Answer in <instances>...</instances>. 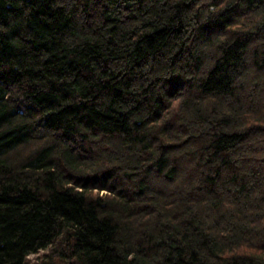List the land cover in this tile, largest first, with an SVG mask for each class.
<instances>
[{
    "label": "trees",
    "instance_id": "trees-1",
    "mask_svg": "<svg viewBox=\"0 0 264 264\" xmlns=\"http://www.w3.org/2000/svg\"><path fill=\"white\" fill-rule=\"evenodd\" d=\"M0 264H264V0H0Z\"/></svg>",
    "mask_w": 264,
    "mask_h": 264
},
{
    "label": "rangeland",
    "instance_id": "rangeland-1",
    "mask_svg": "<svg viewBox=\"0 0 264 264\" xmlns=\"http://www.w3.org/2000/svg\"><path fill=\"white\" fill-rule=\"evenodd\" d=\"M46 252H48V251H46ZM44 253H45V252H42L40 255H43ZM36 257H37V255H33V256H31V257H30L31 261H34Z\"/></svg>",
    "mask_w": 264,
    "mask_h": 264
}]
</instances>
